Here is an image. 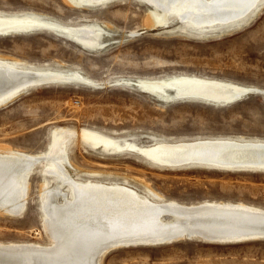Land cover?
<instances>
[{
    "label": "rangeland",
    "instance_id": "374dc122",
    "mask_svg": "<svg viewBox=\"0 0 264 264\" xmlns=\"http://www.w3.org/2000/svg\"><path fill=\"white\" fill-rule=\"evenodd\" d=\"M0 11L41 13L71 26L95 21L105 28L104 47L98 52L83 50L46 31L0 37L2 56L44 69L79 70L98 83L96 87H38L16 98L0 109V145L35 155L48 150L55 129L79 131L86 127L133 136L139 142H145L147 134L167 142L228 137L264 139L261 95H249L231 106L196 102L160 105L145 94L110 84L117 78L185 75L264 91V9L242 30L204 39L169 32L175 24L146 30L143 20L147 9L131 1L98 9H75L62 0H0ZM68 151L81 171L112 173L111 178L129 177L138 189L145 183L170 201L232 202L264 208L261 172L159 170L134 156L100 157L78 144L71 143ZM43 167L44 163L37 164L29 175L23 214H0V243H49L39 209ZM45 179L48 183L53 181L50 177ZM103 264H264V239L226 244L182 240L160 246L120 248L106 254Z\"/></svg>",
    "mask_w": 264,
    "mask_h": 264
},
{
    "label": "bare ground",
    "instance_id": "6f19581e",
    "mask_svg": "<svg viewBox=\"0 0 264 264\" xmlns=\"http://www.w3.org/2000/svg\"><path fill=\"white\" fill-rule=\"evenodd\" d=\"M62 1L75 9H98L123 1L142 4L147 9L143 20L146 30L175 24L169 32L199 39L240 31L264 9V0ZM72 25L36 12L0 11V37L45 30L59 33L89 52L104 47V25L95 21ZM110 84L145 94L160 105L196 102L216 107L240 93L259 90L185 75L117 78ZM52 85L96 87L98 83L79 70L44 69L0 55V109L33 88ZM141 136L147 140L139 142L133 136H118L91 127L79 131L61 128L52 132L44 153L34 155L0 145L1 215L23 214L29 175L37 164H45L41 170L44 179L39 190V209L49 241L46 246L0 243V264H103L106 254L120 248L160 246L182 240L226 244L264 239V208L232 202L170 201L145 183L138 189L129 177L119 179L111 178L112 173L81 171L68 151L71 143L78 144L100 157L134 156L159 170L264 173V139L228 137L167 142L152 134Z\"/></svg>",
    "mask_w": 264,
    "mask_h": 264
},
{
    "label": "water",
    "instance_id": "95a60500",
    "mask_svg": "<svg viewBox=\"0 0 264 264\" xmlns=\"http://www.w3.org/2000/svg\"><path fill=\"white\" fill-rule=\"evenodd\" d=\"M45 31V30H44ZM43 31V32H44ZM36 32V31H35ZM46 32H52V31H46ZM33 33V32H32ZM26 34H30V33H18V34H14V35H26ZM53 34L58 35L62 38H64L65 40L70 41L69 39H66L64 36L60 35L59 33H55L53 32ZM72 43H74L73 41H71ZM75 44V43H74ZM253 94H258L264 97V92H261L259 90H248L244 93H240L239 95H237L236 97H234L232 100L228 101V102H224V103H220L219 106H231L234 105L235 103H238L242 100H244L245 98H247L249 95H253ZM19 97V96H18ZM14 101V100H13ZM12 102V101H10ZM173 243V242H172ZM160 244H164V243H160ZM171 244V243H170Z\"/></svg>",
    "mask_w": 264,
    "mask_h": 264
},
{
    "label": "built area",
    "instance_id": "2783aa9c",
    "mask_svg": "<svg viewBox=\"0 0 264 264\" xmlns=\"http://www.w3.org/2000/svg\"><path fill=\"white\" fill-rule=\"evenodd\" d=\"M75 103H77V102H75Z\"/></svg>",
    "mask_w": 264,
    "mask_h": 264
}]
</instances>
